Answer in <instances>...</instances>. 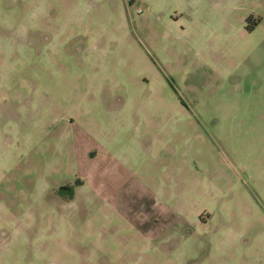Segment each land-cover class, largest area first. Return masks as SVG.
Returning <instances> with one entry per match:
<instances>
[{
	"label": "rangeland",
	"instance_id": "1",
	"mask_svg": "<svg viewBox=\"0 0 264 264\" xmlns=\"http://www.w3.org/2000/svg\"><path fill=\"white\" fill-rule=\"evenodd\" d=\"M0 264H264V0H0Z\"/></svg>",
	"mask_w": 264,
	"mask_h": 264
},
{
	"label": "flooded vegetation",
	"instance_id": "2",
	"mask_svg": "<svg viewBox=\"0 0 264 264\" xmlns=\"http://www.w3.org/2000/svg\"><path fill=\"white\" fill-rule=\"evenodd\" d=\"M252 18H253L252 15H248V17L244 20V22H246V21H250ZM244 25H245V24H244ZM255 26H256V25L254 24V26L251 27V28H249V29H247V27L243 26V30L246 31V32H251V31H253V29L255 28Z\"/></svg>",
	"mask_w": 264,
	"mask_h": 264
}]
</instances>
